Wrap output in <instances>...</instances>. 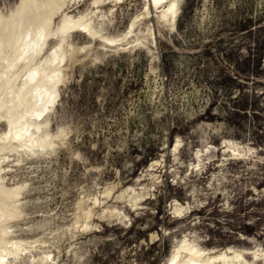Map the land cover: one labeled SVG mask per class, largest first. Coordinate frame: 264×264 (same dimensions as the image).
Wrapping results in <instances>:
<instances>
[{
    "label": "rangeland",
    "instance_id": "obj_1",
    "mask_svg": "<svg viewBox=\"0 0 264 264\" xmlns=\"http://www.w3.org/2000/svg\"><path fill=\"white\" fill-rule=\"evenodd\" d=\"M23 1L0 0L3 263L169 264L179 250L264 264V0H175L172 19L149 0ZM68 15L95 35L64 36ZM39 31L42 55L20 57ZM57 68L35 145L7 136Z\"/></svg>",
    "mask_w": 264,
    "mask_h": 264
},
{
    "label": "bare ground",
    "instance_id": "obj_2",
    "mask_svg": "<svg viewBox=\"0 0 264 264\" xmlns=\"http://www.w3.org/2000/svg\"><path fill=\"white\" fill-rule=\"evenodd\" d=\"M30 0H24L23 1V5H25V7L27 6V5H29V2ZM103 1V0H102ZM101 0H96V1H94V5H97V4H99L100 2H102ZM118 1H120V0H118ZM149 2V4L151 5V6H153V7H155V8H160L161 6L163 7V11H162V14H163V16L164 17H168V18H170V19H172V18H174V16H175V13H176V7H177V5H176V2H175V0H149L148 1ZM38 6V5H37ZM59 6V8H61L62 9V5H58ZM61 6V7H60ZM39 7V6H38ZM150 7V6H149ZM147 8L146 9V15H150L149 13H150V11H149V9L150 8ZM34 8V7H33ZM36 10H37V8H35ZM34 9V10H35ZM20 10V9H19ZM35 10V11H36ZM60 10V9H59ZM53 11V10H52ZM51 11V12H52ZM55 11V10H54ZM56 11H58V9L56 10ZM28 12V11H27ZM59 12V11H58ZM20 13V12H19ZM3 14V13H2ZM15 14V13H14ZM53 14V13H52ZM19 15V14H18ZM47 15V14H46ZM24 16V15H23ZM37 16V15H36ZM53 16V18H54V15H52ZM52 16H50V19H48L49 17H47V19L48 20H50L51 21V17ZM1 17V16H0ZM35 17V16H34ZM40 17V16H39ZM42 17H44V16H42ZM46 17V16H45ZM14 18V17H13ZM41 18V17H40ZM86 17H79V18H75L74 16H71V15H68V16H65V18L63 19V21H62V25H61V29L60 30H62V32H63V34H65L64 36H69V33H66V32H70V30H72V29H74V30H78V31H80V32H82V33H85V34H88L89 36H91V37H93L94 35H95V33L94 32H92L90 29H89V26H90V24L88 23V21L85 19ZM136 19H138V17H136L135 19H134V21L132 22V26L135 24V21H136ZM0 20H1V18H0ZM47 20V21H48ZM2 21V20H1ZM11 21V20H10ZM39 21V20H38ZM139 21V20H138ZM8 22V21H7ZM34 22V21H33ZM137 22V21H136ZM50 23V22H49ZM15 24H18V23H15ZM51 24V23H50ZM50 24H48V26L50 25ZM25 25V24H24ZM31 25V24H30ZM18 26V25H17ZM36 26V25H35ZM50 27V26H49ZM40 28V27H39ZM39 28L37 29V30H39ZM45 28V27H44ZM132 28H134V26L132 27ZM20 29V28H19ZM23 29H25V28H23ZM22 29V30H23ZM41 29V28H40ZM43 29V28H42ZM46 29V28H45ZM44 29V30H45ZM50 30V29H49ZM49 30H48V32H49ZM60 30H59V32H60ZM14 31H16V30H14ZM18 31V30H17ZM43 31V30H42ZM42 31H39L38 32V34H35L34 35V37H32V40H30V41H27L28 43H26V41H24L26 44H25V47L24 48H22L23 49V54L22 55H20V57H22V58H24V56H27V58H30L31 57V55L30 54H33L34 55V53H38L41 49H42V47L43 46H45L46 45V36L44 35V33H45V31H44V33L42 32ZM131 31V30H130ZM21 33H23L22 31H20ZM19 32V33H20ZM50 32H52L51 30H50ZM18 33V34H19ZM37 33V32H36ZM47 33V32H46ZM48 34V33H47ZM57 34H59L58 32L56 33V35ZM130 34H131V32H130ZM16 35H17V33H16ZM132 35H133V33H132ZM7 35H5V37H6ZM13 36V35H12ZM18 36V35H17ZM16 36V37H17ZM50 36V35H49ZM131 36V35H130ZM129 36V37H130ZM30 37V38H31ZM127 37V36H126ZM125 36H124V38H126ZM48 38V37H47ZM50 38V37H49ZM1 39V38H0ZM61 39V38H60ZM64 40H65V38H63ZM62 39V40H63ZM13 40H15V39H13ZM3 41V40H2ZM23 42V43H24ZM109 42L110 43H114L115 42V40H109ZM120 42H122V41H120ZM7 43V42H6ZM15 43H17V40H16V42ZM15 43H12V45L13 44H15ZM19 43H20V41L18 42V45H19ZM22 43V44H23ZM115 43H117V42H115ZM135 43H138V42H135ZM142 43V42H141ZM139 44V43H138ZM1 45V44H0ZM134 46V45H133ZM65 47V46H64ZM72 47V46H71ZM21 49V50H22ZM59 47H57L56 49H54V51L52 52V57H53V60H54V62L52 63V61L51 60H48V61H50L51 62V64H56V63H60L61 61H63V59H65L66 57L64 56L65 54H62V53H59ZM3 50V49H2ZM44 50V49H43ZM75 50V49H74ZM37 51V52H36ZM73 51V50H72ZM3 52H5V51H3ZM20 53L19 54H21L22 52L21 51H19ZM44 52V51H43ZM42 51H40L39 53L41 54V53H43ZM17 53V52H16ZM11 55V54H10ZM37 56H38V54H36ZM35 55V56H36ZM42 55V54H41ZM15 56V55H14ZM17 56V55H16ZM29 56V57H28ZM34 56V57H35ZM36 56V57H37ZM65 57V58H64ZM18 58V57H17ZM4 59V58H3ZM21 59V58H20ZM25 59V58H24ZM32 59V63L34 62L33 60L34 59H37V58H34L33 59V57L31 58ZM47 59V58H46ZM16 60V59H15ZM14 60V61H15ZM19 60V59H18ZM27 61V60H26ZM45 61H47V60H45ZM8 62V61H7ZM20 62L21 61H19L18 63L20 64ZM66 62V61H65ZM10 63V62H9ZM29 64H31V65H33L32 63H31V61L30 62H28ZM62 63V62H61ZM15 64H16V62H15ZM42 64H43V62H42ZM47 64V63H46ZM12 65H14V63L12 64ZM48 65H50V64H48ZM63 65V64H62ZM61 65V66H62ZM15 66V65H14ZM13 66V67H14ZM29 66V65H28ZM38 66H40V65H38ZM2 67V66H1ZM9 67V66H8ZM12 67V68H13ZM30 67V66H29ZM28 67V68H29ZM41 67H42V65H41ZM41 67H36V68H38V73L40 72V74H42L41 73V71H39V68H40V70H42V68ZM35 68V67H34ZM9 69H10V67H9ZM25 69V68H24ZM3 70V69H2ZM13 70V69H12ZM28 70H30V69H28ZM4 71V70H3ZM25 71V70H24ZM23 71V72H24ZM45 71V70H44ZM43 72V71H42ZM60 71H59V69L57 68V69H55L54 70V75H53V77H52V86L51 87H45V86H43V85H40V86H38L37 87V94H36V96H37V105H39V107H35V108H37L33 113H31V114H29L30 116H28V118L25 120V121H22V122H20V123H16V122H13L11 119V121H8V130H7V133H6V135L7 136H9L10 138H12V139H14V140H18L19 142H20V140L21 139H23L24 141H26V140H29L30 139V137H31V135L30 134H32V130H33V128L34 127H37L38 125L36 124V120H38V119H42V117L45 119V125H47L48 124V119H49V114H50V112L49 111H51L50 109L52 108V106L55 104V102H56V100H57V98H59L58 96H59V90L57 91L56 89L59 87V85H58V83L60 82V81H62V80H60L61 78H62V75H60V73L62 74L63 72L61 71L60 73H59ZM1 73V72H0ZM45 73H46V71H45ZM24 74V73H23ZM28 75V79H30V80H34L35 79V77H36V71L33 69V70H30V71H28V73H27ZM39 74V75H40ZM64 74V73H63ZM3 75V74H2ZM44 75V74H43ZM47 76H48V74H46ZM60 75V76H59ZM4 76V78H5V75H3ZM7 76V75H6ZM12 76V75H11ZM50 76V75H49ZM49 76H48V78H49ZM0 77H1V75H0ZM9 77V76H8ZM2 78V77H1ZM4 78H2V80H3V82H4V87H5V81H4ZM63 78H64V76H63ZM24 79H25V77H24ZM47 79V78H46ZM2 80H0V81H2ZM6 80V79H5ZM37 80V78L35 79V81ZM53 80H54V82H53ZM19 81V80H18ZM28 81V80H27ZM34 81V82H35ZM48 81H50V80H48ZM9 81H7V83H8ZM26 82V79H25V81L23 82V83H25ZM29 83V82H28ZM27 83V84H28ZM61 83V82H60ZM51 84V83H50ZM30 85H32V83H30ZM7 86V85H6ZM11 86V85H10ZM23 86H26L25 84L23 85ZM58 86V87H57ZM27 87V86H26ZM25 87V88H26ZM15 89V88H14ZM22 89H23V91H24V88L22 87ZM13 91V90H12ZM22 91V90H21ZM35 93H36V91H34ZM5 93H6V91H5ZM21 93V92H20ZM20 95V94H19ZM18 95V96H19ZM20 98V97H19ZM22 98V97H21ZM21 98H20V100H21ZM35 100V99H34ZM17 101H18V98H17ZM26 102V101H25ZM32 103V102H31ZM34 103V102H33ZM9 106H10V104H9ZM54 107V106H53ZM56 107V106H55ZM34 108V109H35ZM19 109H21V107L19 108ZM33 109V110H34ZM13 110V109H12ZM53 110V109H52ZM54 111V110H53ZM9 112H10V110H9ZM31 111H29V113H30ZM13 113V112H12ZM11 113V114H12ZM27 113V112H26ZM27 115V114H26ZM14 116V115H13ZM13 116H11V117H13ZM8 120V119H7ZM17 120V119H16ZM18 122L20 121V120H17ZM42 127V126H41ZM44 127V126H43ZM40 131H41V129H40ZM40 131H39V133H40ZM62 135V134H61ZM28 136H30L29 137V139H27L28 138ZM35 136L36 135H34V141L36 140L35 139ZM53 136V134L50 136V137H52ZM60 136V135H59ZM63 137V136H62ZM48 139H49V137H47ZM47 138L45 139V141L47 140ZM59 139V138H58ZM11 140V139H10ZM14 140L12 141V142H14ZM22 140V141H23ZM50 140V139H49ZM48 140V141H49ZM1 141V140H0ZM7 141L8 142H10L9 140H8V138H7ZM17 141V142H18ZM29 141H31V139L29 140ZM34 141H31V145H32V142L34 143V145H35V142ZM39 141V140H38ZM44 141V142H45ZM47 142V141H46ZM45 142V143H46ZM21 143V142H20ZM25 143H27V141L25 142ZM37 144H41V143H38V142H36ZM54 143V142H53ZM233 143V142H232ZM36 144V146L38 147V145ZM50 144H51V142H50ZM7 145V144H6ZM30 145V146H31ZM34 145H32V147L34 146ZM46 145V144H45ZM7 147V146H6ZM36 147V148H37ZM211 147V146H210ZM239 147V146H238ZM36 148H34V149H36ZM42 148V147H41ZM53 148V147H52ZM28 149V148H27ZM38 149V148H37ZM51 149V148H50ZM30 150H31V148H30ZM208 149H206L205 150V152L207 151ZM39 151V150H38ZM200 154H202L201 152H200ZM199 156V155H198ZM201 156V155H200ZM157 163V162H156ZM155 163V164H156ZM150 166H153V164H151ZM198 168V167H197ZM152 169V168H151ZM17 189V188H16ZM22 189V188H21ZM133 194H134V191L132 192ZM21 194V193H20ZM16 197H17V195H16ZM19 197V196H18ZM98 199V198H97ZM139 200V199H138ZM137 200V201H138ZM96 202H98V200H96ZM183 210V209H182ZM16 212V211H15ZM88 212V211H87ZM86 212V213H87ZM93 212V211H92ZM180 212H181V210L180 209H177L176 211H175V214H176V216H178L179 214H180ZM2 213V212H1ZM183 213H184V211L182 212V215H183ZM185 214V213H184ZM93 215V214H92ZM89 216V215H88ZM175 216V217H176ZM87 217V216H86ZM85 217V218H86ZM90 218V217H89ZM79 219V218H78ZM89 220V219H88ZM87 220V221H88ZM6 221V220H5ZM119 221H121V220H119ZM77 223V222H76ZM79 224V226H80V224L81 223H78ZM78 224H76V225H78ZM85 225V224H84ZM86 227L88 226L89 227V225H87V222H86V225H85ZM76 227V226H75ZM85 227V228H86ZM84 228V229H85ZM87 229H90V228H87ZM87 229H85V231L87 230ZM153 239H154V237H153ZM187 240V239H186ZM21 241V240H20ZM14 242H16V240L14 241ZM17 242H19V241H17ZM24 242V241H23ZM21 243V242H20ZM27 243V242H26ZM12 244H14V243H11L10 245H12ZM28 244H29V242H28ZM3 245H7V244H3ZM9 246V245H8ZM12 247H15V244H14V246H12ZM24 247V246H23ZM19 248H20V245H19ZM18 248V249H19ZM1 249V248H0ZM17 249V248H16ZM2 250V251H1ZM0 250V254H1V252L3 253V249H1ZM13 250V249H12ZM20 250V249H19ZM18 250V251H19ZM6 252H7V249L5 250ZM27 251V250H26ZM17 252V251H16ZM203 252V251H202ZM225 252V251H224ZM260 252V251H259ZM258 253V252H257ZM3 254H5V253H3ZM3 254H1L2 255V257L0 256V264H6V263H3L4 262V260H3ZM206 254V253H205ZM7 255V254H6ZM12 255L14 256V254L12 253ZM258 255V254H257ZM179 256H180V251L179 250H177L176 251V253L173 255V257L170 259V261H169V264H216V260H220V264H229L227 261L228 260H226L227 259V256H226V253H220V254H218V255H216V256H207V257H202V254H200L199 252H192V255L191 256H189V258L186 260V262H180L179 260H178V258H179ZM18 257V256H17ZM47 257V256H46ZM259 257V256H258ZM6 258V257H5ZM7 258H8V256H7ZM6 258V259H7ZM233 258V257H232ZM5 259V260H6ZM240 264V263H239Z\"/></svg>",
    "mask_w": 264,
    "mask_h": 264
}]
</instances>
